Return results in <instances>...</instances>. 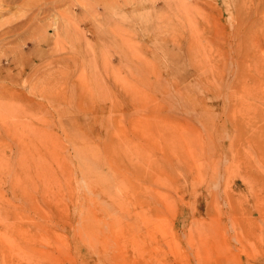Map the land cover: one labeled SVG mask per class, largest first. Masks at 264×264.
<instances>
[{"label":"rangeland","instance_id":"374dc122","mask_svg":"<svg viewBox=\"0 0 264 264\" xmlns=\"http://www.w3.org/2000/svg\"><path fill=\"white\" fill-rule=\"evenodd\" d=\"M46 1L0 0V264H264V0Z\"/></svg>","mask_w":264,"mask_h":264},{"label":"bare ground","instance_id":"6f19581e","mask_svg":"<svg viewBox=\"0 0 264 264\" xmlns=\"http://www.w3.org/2000/svg\"><path fill=\"white\" fill-rule=\"evenodd\" d=\"M26 1H28V0H26ZM32 1V0H31ZM46 1V0H45ZM58 1V0H57ZM61 1H63V0H61ZM60 1V2H61ZM85 1V0H84ZM117 1V0H116ZM115 1V2H116ZM125 1V0H124ZM128 1V0H127ZM129 1H131V0H129ZM133 1V0H132ZM38 2V1H37ZM37 2H29V3H27V4H25V7H28V9H30V10H33L34 8L33 7H35L36 6V4H37ZM47 2V1H46ZM51 2H53V0L51 1ZM80 2V1H79ZM59 3V2H58ZM86 3V2H85ZM134 3V2H133ZM24 4H22L21 6H24ZM39 4V3H38ZM42 4H45V2L44 3H42ZM52 4H54V3H52ZM77 4V3H76ZM128 3L125 1V5H127ZM4 5V4H3ZM69 5V4H68ZM78 5V4H77ZM82 5V4H81ZM86 5H87V3H86ZM114 5V4H113ZM113 5H112V7H113ZM116 5V4H115ZM21 6H20V8H21ZM39 6V5H38ZM43 6V8L45 7V5H42ZM51 6V5H50ZM80 6V5H79ZM84 6V5H83ZM116 7V6H115ZM114 7V8H115ZM118 7V6H117ZM37 8V7H36ZM42 8V9H43ZM49 8V7H48ZM84 8H85V6H84ZM1 9V8H0ZM50 9V8H49ZM88 9V8H87ZM120 9V8H119ZM29 10V11H30ZM39 10V9H38ZM45 10H46V8H45ZM44 10V11H45ZM84 10V9H83ZM88 10H91V9H88ZM93 10H94V8H93ZM116 10V9H115ZM1 11V10H0ZM25 11H26V9H25ZM40 11V10H39ZM42 11V10H41ZM62 11V10H61ZM85 11V10H84ZM83 11V12H84ZM28 12V11H27ZM38 12V11H37ZM36 12V13H37ZM86 12V11H85ZM111 12V11H110ZM22 13V12H21ZM33 13V12H32ZM87 13V12H86ZM25 15H26V12L24 13ZM29 14H30V12H29ZM66 14V13H65ZM84 14V13H83ZM15 15V14H14ZM38 15V14H37ZM61 15H63V14H61ZM70 15V14H69ZM18 16V15H17ZM17 16H15L16 18H17ZM64 16V15H63ZM23 17H25V16H23ZM26 17H27V15H26ZM30 17V16H29ZM32 17H36L35 15H33ZM72 17V16H71ZM70 17V18H71ZM83 17V16H82ZM156 17V16H155ZM19 18V17H18ZM21 18H22V16H21ZM20 18V19H21ZM63 18V17H62ZM66 18V17H65ZM23 19V18H22ZM64 19V18H63ZM72 19V18H71ZM11 20V19H10ZM14 20V19H13ZM12 20V21H13ZM25 20V19H24ZM27 20V19H26ZM69 20V19H68ZM15 21V20H14ZM18 21H20L19 19L16 21V22H14L15 24L14 25H9V26H4V27H0V34H4L5 35V33L6 32H9L10 30H14L15 28H17L18 26H19V24H18ZM23 21V20H22ZM30 21H31V19H30ZM71 21V20H70ZM10 22V21H9ZM24 22V21H23ZM29 22V18H28V20H27V22L26 23H28ZM40 22V21H39ZM75 22V21H74ZM2 23V22H1ZM13 23V22H12ZM43 23V22H42ZM8 24V23H7ZM9 24H11V23H9ZM16 24H18V26L16 27ZM66 24V23H65ZM1 25V24H0ZM35 25V24H34ZM43 25V24H42ZM62 25V24H61ZM76 24H74V26H75ZM21 26H23V25H21ZM31 26V25H30ZM36 26H38V24H36ZM69 26V24L67 25V27ZM73 26V27H74ZM77 26V25H76ZM20 27V26H19ZM64 27H65V25H64ZM115 27V26H114ZM32 28V27H31ZM36 28V27H35ZM34 28V29H35ZM66 28V27H65ZM75 28V27H74ZM18 29V28H17ZM16 29V30H17ZM36 29H39V28H36ZM43 29V28H42ZM76 29V28H75ZM31 30V29H30ZM77 30V29H76ZM15 31V30H14ZM37 31V30H36ZM123 31V30H122ZM12 32V31H11ZM16 32V31H15ZM34 32V30L32 31V32H30V34H28V33H26L27 35H31V33H33ZM113 32V31H112ZM128 32V31H127ZM24 33V32H23ZM22 33V34H23ZM67 33H68V31H67ZM72 33V32H71ZM38 34V33H37ZM36 34V35H37ZM43 34V33H42ZM3 35V36H4ZM36 35H34V36H36ZM83 35V34H82ZM130 35V34H129ZM0 37H1V35H0ZM25 37H29V39H30V36H25ZM24 37V38H25ZM32 37V36H31ZM42 35H41V32L37 35V37H35V38H32L31 40H33V41H36V42H41V40H42ZM121 37V36H120ZM23 38V37H22ZM5 39V38H4ZM24 40V39H23ZM2 41V40H1ZM0 41V42H1ZM4 41V40H3ZM17 41V40H16ZM33 41H32V43H33ZM20 42V41H19ZM18 42V43H19ZM24 42V41H23ZM28 45V44H27ZM59 45V44H58ZM5 46V45H4ZM15 47V46H14ZM17 48H18V46H16ZM8 48V47H7ZM19 48H20V45H19ZM10 49V48H9ZM64 50V49H63ZM10 52V51H9ZM83 55V54H82ZM131 56V55H130ZM133 56V55H132ZM82 70V69H81Z\"/></svg>","mask_w":264,"mask_h":264}]
</instances>
